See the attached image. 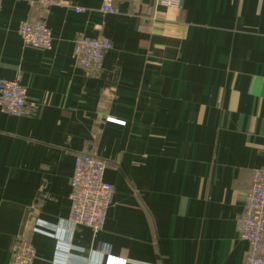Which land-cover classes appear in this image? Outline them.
Wrapping results in <instances>:
<instances>
[{
  "label": "crops",
  "instance_id": "obj_1",
  "mask_svg": "<svg viewBox=\"0 0 264 264\" xmlns=\"http://www.w3.org/2000/svg\"><path fill=\"white\" fill-rule=\"evenodd\" d=\"M35 1L0 5V80L27 91L24 116L0 109V264L25 237L34 264H104L98 243L127 264H244L236 219L264 168V0H116L113 14ZM27 19L44 20L52 51L22 42ZM83 35L113 44L99 76L74 69ZM83 153L115 188L95 239L67 226Z\"/></svg>",
  "mask_w": 264,
  "mask_h": 264
},
{
  "label": "built area",
  "instance_id": "obj_2",
  "mask_svg": "<svg viewBox=\"0 0 264 264\" xmlns=\"http://www.w3.org/2000/svg\"><path fill=\"white\" fill-rule=\"evenodd\" d=\"M116 0H104L102 11L116 13ZM140 2L141 0H125ZM157 6L181 8L182 0H153ZM42 9L63 5V0H36ZM1 5V0H0ZM86 10L77 8V13ZM18 34L26 46L45 51L53 50V36L42 19H27L18 27ZM110 39L91 38L83 35L76 40L74 69L87 76H99L104 71V59L112 50ZM0 109L4 114L21 117L27 110V91L20 80H0ZM108 122H117L107 118ZM107 163L94 153L78 154L75 157L73 174L70 179L71 211L68 219L69 232L79 227L89 228L93 238L103 231L107 213L113 205L115 188L105 180ZM235 230L238 237L246 241L249 251L244 264H264V168L253 171L250 189L248 190L242 213L236 219ZM104 258V264H127L126 260L111 254L107 244L98 243L95 250ZM37 252L33 243L27 238L17 240L10 264H34Z\"/></svg>",
  "mask_w": 264,
  "mask_h": 264
}]
</instances>
